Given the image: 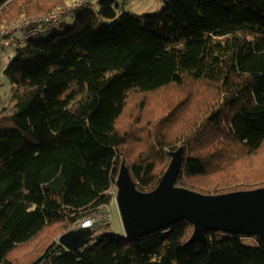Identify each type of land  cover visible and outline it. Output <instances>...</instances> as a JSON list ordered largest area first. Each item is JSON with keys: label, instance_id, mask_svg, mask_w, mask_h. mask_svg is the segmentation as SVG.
I'll return each mask as SVG.
<instances>
[{"label": "trees", "instance_id": "obj_1", "mask_svg": "<svg viewBox=\"0 0 264 264\" xmlns=\"http://www.w3.org/2000/svg\"><path fill=\"white\" fill-rule=\"evenodd\" d=\"M90 1L0 0V31L40 21L4 71L0 264H264L258 236L190 243L186 220L138 238L108 234L122 166L149 193L180 151L176 187L264 189V0H164L146 16L100 0L96 14L53 30ZM85 219L95 234L80 250L62 246Z\"/></svg>", "mask_w": 264, "mask_h": 264}, {"label": "water", "instance_id": "obj_2", "mask_svg": "<svg viewBox=\"0 0 264 264\" xmlns=\"http://www.w3.org/2000/svg\"><path fill=\"white\" fill-rule=\"evenodd\" d=\"M181 152L172 155L170 165L158 187L143 193L125 166L117 183L116 202L126 238H138L186 220L194 227L190 243H207L209 232L258 236L264 244V189L222 195H203L176 187ZM78 232V233H77ZM77 234L75 244L68 239ZM92 236L75 229L60 237L59 242L70 251L80 250Z\"/></svg>", "mask_w": 264, "mask_h": 264}, {"label": "rangeland", "instance_id": "obj_3", "mask_svg": "<svg viewBox=\"0 0 264 264\" xmlns=\"http://www.w3.org/2000/svg\"><path fill=\"white\" fill-rule=\"evenodd\" d=\"M100 0H91V9H78L73 12L68 13L63 17L65 23L64 26H56L53 30L57 29L56 32H64L67 27L74 25L76 16L78 13L92 11L96 14L99 9ZM118 7V15L132 13L136 16H146L158 14L165 6L164 0H116ZM79 4H76L78 6ZM100 22L104 23L105 20L100 18ZM25 31H15L10 36L6 37V43H12L11 46L0 45V109L8 106L12 98V86L10 81L5 77L4 71L13 60L16 55L17 46L23 47L25 43H21V38ZM18 40V42H16ZM109 221L110 230L108 234L111 237H125L126 232L123 226L122 218L119 212V208L116 199L111 203L109 207ZM242 243L248 247L257 246V241L254 237H244L242 238Z\"/></svg>", "mask_w": 264, "mask_h": 264}, {"label": "built area", "instance_id": "obj_4", "mask_svg": "<svg viewBox=\"0 0 264 264\" xmlns=\"http://www.w3.org/2000/svg\"><path fill=\"white\" fill-rule=\"evenodd\" d=\"M83 3H85L84 1H80L77 4H79L78 6H81ZM76 6V7H78ZM59 15L53 16L50 19H48L49 21H57ZM40 21L37 20H26L22 23H18L16 25H13L11 27L5 28L3 30L0 31V45L2 46H10V43H6V40H4L6 37H8L9 35H11V33L21 30V31H25L22 38H21V43L26 42L28 39L34 37L37 33H39L40 31L38 29H32L31 26L34 24L39 23ZM114 194V192L112 193ZM81 230L86 231V235L92 236L95 234L94 231V221L91 219H85L78 227Z\"/></svg>", "mask_w": 264, "mask_h": 264}, {"label": "crops", "instance_id": "obj_5", "mask_svg": "<svg viewBox=\"0 0 264 264\" xmlns=\"http://www.w3.org/2000/svg\"><path fill=\"white\" fill-rule=\"evenodd\" d=\"M77 230V229H76ZM78 233V232H77ZM78 237H77V234H75L74 236H72V237H70L69 239H68V243H70V244H75L77 241H78Z\"/></svg>", "mask_w": 264, "mask_h": 264}, {"label": "clouds", "instance_id": "obj_6", "mask_svg": "<svg viewBox=\"0 0 264 264\" xmlns=\"http://www.w3.org/2000/svg\"><path fill=\"white\" fill-rule=\"evenodd\" d=\"M11 34H12V33H11ZM9 36H10V35H9ZM19 41H20V40H19ZM23 43H24V42H23ZM10 46H11V43H10ZM8 47H9V46H8ZM116 195H117V193H114V194H113L114 199H116ZM78 227H79V226H78ZM78 227H77L76 229H79ZM74 230H75V229H74ZM94 231H95V230H94ZM95 232H96V231H95Z\"/></svg>", "mask_w": 264, "mask_h": 264}]
</instances>
